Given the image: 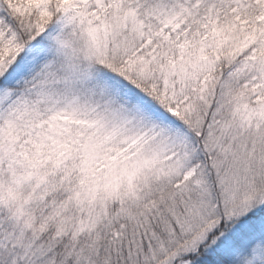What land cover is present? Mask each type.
<instances>
[{
  "label": "snow or ice",
  "instance_id": "6c2138e0",
  "mask_svg": "<svg viewBox=\"0 0 264 264\" xmlns=\"http://www.w3.org/2000/svg\"><path fill=\"white\" fill-rule=\"evenodd\" d=\"M0 264H264V0H0Z\"/></svg>",
  "mask_w": 264,
  "mask_h": 264
}]
</instances>
